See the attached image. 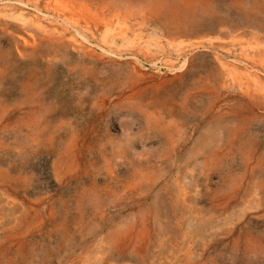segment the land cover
<instances>
[{
  "label": "rangeland",
  "instance_id": "rangeland-1",
  "mask_svg": "<svg viewBox=\"0 0 264 264\" xmlns=\"http://www.w3.org/2000/svg\"><path fill=\"white\" fill-rule=\"evenodd\" d=\"M50 1L0 0V264H264V0Z\"/></svg>",
  "mask_w": 264,
  "mask_h": 264
},
{
  "label": "bare ground",
  "instance_id": "bare-ground-1",
  "mask_svg": "<svg viewBox=\"0 0 264 264\" xmlns=\"http://www.w3.org/2000/svg\"><path fill=\"white\" fill-rule=\"evenodd\" d=\"M19 1H20L19 3L24 4V6L28 5L27 2L24 3V0H19ZM50 4H51V6L54 9L56 8V10L60 9V10L64 11V13H62L63 19L66 20L67 22H69L70 25L72 26V28H74L76 30L79 29L78 26H81L80 24L83 22V18H82L83 15H81V12H79L78 10H75V8L70 6L68 4V2H66L65 0H52V1H50ZM22 13H24V12H22ZM23 16L24 15H20V16H17L15 18L19 19V18H22ZM87 18H89V17L87 16ZM27 22H29V21H27ZM105 28H106V34L107 35H112V34L115 33V31L112 28V23L107 22L106 25H105ZM41 29H43V27ZM81 36H83V38H86L84 33H82ZM249 48H251L253 50H257L258 48H260V46L256 45V46H252V47H249ZM241 55H243L244 58L246 57L249 61H252V62H255L256 64H258L259 68L260 67H264V56H262L261 58H257L256 61H254L253 58H250V57H254V56H250L248 54L247 48L243 49V52L241 53ZM226 66H228L227 63H226ZM259 68H256V66H255V69H256V71H255L254 69H251V68H247L245 70L240 68L238 70V68L233 67L231 76L235 80L236 83H240L244 87H246L245 86L246 80H250V78H252L255 81L257 88L261 89L264 92V79H263L262 76L257 74V71H259Z\"/></svg>",
  "mask_w": 264,
  "mask_h": 264
}]
</instances>
